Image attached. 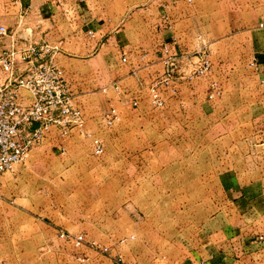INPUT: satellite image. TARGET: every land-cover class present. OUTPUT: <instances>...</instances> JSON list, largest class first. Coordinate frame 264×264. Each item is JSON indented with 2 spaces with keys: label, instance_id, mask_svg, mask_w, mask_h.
Here are the masks:
<instances>
[{
  "label": "crops",
  "instance_id": "obj_1",
  "mask_svg": "<svg viewBox=\"0 0 264 264\" xmlns=\"http://www.w3.org/2000/svg\"><path fill=\"white\" fill-rule=\"evenodd\" d=\"M0 25L8 30L0 52L28 40L51 45L104 151L87 161L90 139L76 130L60 137L56 127L42 146L69 155L71 166L90 171L93 163L106 186L113 183L97 196L123 199L97 217L76 213L66 229L129 245L128 264H140L130 246L143 239L150 247L190 245L178 257L165 254L167 264H264V0H0ZM201 43L210 70L177 79L173 94L161 88L164 104L153 106L149 86L164 58L174 55L188 69ZM111 106L119 118L106 126ZM34 218L0 206V247L12 244L19 225L42 224ZM44 242L40 236L35 247Z\"/></svg>",
  "mask_w": 264,
  "mask_h": 264
},
{
  "label": "rangeland",
  "instance_id": "obj_2",
  "mask_svg": "<svg viewBox=\"0 0 264 264\" xmlns=\"http://www.w3.org/2000/svg\"><path fill=\"white\" fill-rule=\"evenodd\" d=\"M49 140L48 135L43 141L48 143ZM42 142L31 148L23 161L15 163L13 168L4 174L7 177L5 185L0 183V206L21 208L32 213L35 217L34 222L42 224L25 225V228L24 225L16 227L13 238H8L12 244L0 247V264H128L122 250L129 251V245L119 246L111 236L97 237L99 231H81L87 240L94 239L101 245L96 247L88 244L75 246L70 240L58 235L59 229L70 228L72 224H76L71 221L72 217L77 216L76 213L85 212L90 214L91 218L97 217L99 211L108 206L115 207L123 199L97 196L107 194L109 188L113 189L112 182L109 183V187L106 186L104 173L97 172L93 163L90 164V171L88 166L69 165V155L51 154L50 150L42 146ZM93 155L95 154L86 156L87 161L89 159L94 161L97 155ZM123 208L126 210L132 207L126 202ZM72 211L75 212L74 215H71ZM133 211L135 212L132 209L131 214ZM139 215L136 216L141 219L142 214ZM89 223H86L87 226ZM166 232L169 234V231ZM185 232L186 237H190L189 234L192 235L194 231ZM87 234H94L98 239L88 238ZM25 235H30L32 241L28 240L22 244ZM40 236L41 239H45L41 245L43 247H35L40 241ZM141 243L143 245L135 242L130 246L139 255L140 264H167L165 259L162 260L165 254L169 252L178 257L179 251L185 253L190 247L189 244L179 247H150L144 244V239ZM101 247L106 249L102 250ZM44 251H47L49 256L41 258L38 253ZM122 257L125 261H122ZM49 258L51 259L44 261Z\"/></svg>",
  "mask_w": 264,
  "mask_h": 264
},
{
  "label": "built area",
  "instance_id": "obj_3",
  "mask_svg": "<svg viewBox=\"0 0 264 264\" xmlns=\"http://www.w3.org/2000/svg\"><path fill=\"white\" fill-rule=\"evenodd\" d=\"M164 18L167 19V16ZM7 32V28L0 25V33ZM88 33H92V30ZM164 49L167 51L166 47ZM194 55L197 60L185 70L180 69L176 56L168 54L164 58L163 73L149 86V100L153 106L161 107L164 104L161 88L173 94L177 79H191L210 70L211 59L205 43L198 46ZM121 58L125 61L126 55L123 54ZM0 69L4 73L0 79V178L15 163L23 161L28 151L41 143L52 127L58 129L60 137H66L76 130L90 139L94 154L99 155L104 151L100 137L85 128L84 114L73 100L63 69L54 61L50 44L31 40L20 45L13 44L0 52ZM215 85L213 82L212 86L217 91ZM118 118L114 106L103 113L106 126H111ZM58 235L75 246H101L94 239L87 240L81 231L59 229ZM194 264L206 262L200 260Z\"/></svg>",
  "mask_w": 264,
  "mask_h": 264
}]
</instances>
